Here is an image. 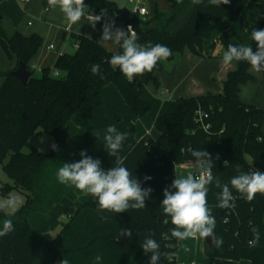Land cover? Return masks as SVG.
<instances>
[{"label": "trees", "instance_id": "1", "mask_svg": "<svg viewBox=\"0 0 264 264\" xmlns=\"http://www.w3.org/2000/svg\"><path fill=\"white\" fill-rule=\"evenodd\" d=\"M169 1L170 13L156 11L151 18L135 16L126 21L115 14L117 6L111 0H85V4L88 14L98 15L105 9L107 16L119 19L124 27L133 26L137 43L166 45L172 50L171 56L188 52L199 59L206 57V45L212 42L210 26L220 23L225 24L217 40L223 52L230 43L240 45L226 30L248 3H255L259 10L250 33L254 28L264 29V0H230L219 8L196 5L193 0ZM43 5L46 15L50 8L47 0ZM71 38L76 53L57 58L54 69L58 76L47 68L38 78L31 61L42 37L24 36L0 22V47L10 62L8 69L0 65V168L12 181V185L1 187V192L8 195L17 190L26 197L14 214L0 210V229L6 219L12 220L14 229L0 237V264H60L63 258L70 264H148L151 253L145 255L140 243L149 230L162 251L174 254L171 261L162 256L159 264H177L179 240L171 236L174 226L160 205L163 190L175 179L176 166L194 162L190 149L211 154L213 175L222 185L228 184L235 197L234 207H217L221 188L215 183L208 185V207L216 221L214 234L222 241L219 246L213 243L212 249L206 246L208 264H264V195L257 193L248 202L230 185L231 178L241 173L264 172V110L239 98L240 87L253 81L250 64L233 61L236 67L227 74L221 93L206 90L200 96L163 101L147 85L153 82L159 88L156 72L167 59L130 83L118 68L108 64L114 53L74 31ZM251 45L255 50L253 40ZM214 47L212 43L210 49ZM21 63L31 73L27 86L10 76ZM93 64L100 65L103 79L92 74ZM261 73L264 76V71ZM199 111L208 115V131L197 121ZM144 116L152 119L158 137L146 135L137 141L136 123ZM111 124L128 134L120 152L125 166L142 188L153 189L145 209L119 214L101 211L91 195L79 197L78 189L57 180L62 162L79 161L82 150L98 158L105 170L113 166L115 158L107 155L102 139L92 135ZM42 134L55 140L57 150L46 154L30 144ZM26 146L30 147L28 153L23 152ZM145 176L151 179L145 181ZM64 198L79 202L81 209L76 214L73 208L67 210L69 222L59 236L51 241L34 232L32 216L48 214ZM254 226L259 228L260 239L252 246L249 242ZM121 228L133 231L131 239L121 236ZM97 255L102 257L99 262Z\"/></svg>", "mask_w": 264, "mask_h": 264}, {"label": "clouds", "instance_id": "2", "mask_svg": "<svg viewBox=\"0 0 264 264\" xmlns=\"http://www.w3.org/2000/svg\"><path fill=\"white\" fill-rule=\"evenodd\" d=\"M47 2L49 7L59 8L69 26L77 24L82 18L88 19L93 28L97 23L104 21L98 44L106 46L112 43L118 46L120 50L114 53L107 62L113 69L118 68L130 83L135 77L151 72L158 61L168 59L172 55V50L166 45L137 43V36L132 26L129 25L127 30L115 27L114 23L107 19L105 9H101L98 15L86 14L85 0H47ZM193 3L219 8L221 5H228L230 0H206V3L205 0H193ZM251 39L255 42V50L252 46L230 43L227 50L223 52L222 63L230 65L233 61H246L253 71H264V29L254 28L251 32ZM90 70L93 75H100L101 79L104 78L99 64L91 65ZM92 135L97 140L102 139L107 155L115 158L113 166L105 170L98 158L94 159L87 154L86 150H82L79 153L81 157L79 161L62 162V166L57 171L58 182L74 186L85 195H91L101 211L119 214L129 209H145V201L149 199L153 189L142 188L138 178L125 166L124 158L120 155L128 134L118 130L116 124H111L102 131L92 132ZM51 147L54 151L57 150V145L53 144ZM190 153L198 165L196 171L187 176H175L171 185L163 190L164 198L160 209L165 216L170 217L171 224L174 226L170 230L173 238L177 240L210 238L219 246L222 241L215 237L216 221L208 207V185L215 183L216 187L221 188L218 193L217 207H234L235 197L229 185H222L220 180L213 175L214 164L211 154L198 149H190ZM226 163L228 161L224 162ZM150 179V176L144 177L145 181ZM230 185L241 197L251 202L257 193L264 195V172L255 170L251 173H241L231 178ZM3 209H9L10 215L14 214L18 210L17 198L9 197L0 201V210ZM13 230L12 220H4L3 227L0 229V237ZM251 231L253 239L249 243L255 246L259 242L260 231L255 226ZM132 235L131 229L121 228V236L131 239ZM153 237L154 233L149 230V234L144 236L140 243L145 255L151 253L148 264H159L162 256L171 261L174 254L162 251L159 242ZM101 259L99 255L95 257L97 262ZM60 264H70V262L63 258Z\"/></svg>", "mask_w": 264, "mask_h": 264}, {"label": "rangeland", "instance_id": "3", "mask_svg": "<svg viewBox=\"0 0 264 264\" xmlns=\"http://www.w3.org/2000/svg\"><path fill=\"white\" fill-rule=\"evenodd\" d=\"M1 1H0V19L2 18V20H0V22H2L3 25L9 24L11 26L12 23H16V22H19L20 24L22 23L26 24L29 21H31L34 24H38V22L42 23V20H40L39 18L38 21V18L34 15L33 12L36 13V11L41 12V16H42L41 18L45 17L43 2L39 3V9H34V6L32 5L31 6L33 8L31 10L32 13H29V11L26 10L28 8V4H29L28 2L21 3L20 0H1ZM113 1H115V3L119 5L120 8H127L129 11L133 10L134 6L133 4H130L129 0H113ZM142 1L145 2L150 9V15L148 16V18L153 17L156 11L166 13V11L163 10V7L165 5L169 9V12L167 13L172 12V4L170 3L169 0H164V4L162 5L157 4V6L149 4L150 0H142ZM177 1L182 2L183 0H177ZM254 6H255L254 3L249 4V7L246 11V16L249 15V13L251 12ZM49 9L51 10L52 8L50 7ZM246 16L244 15V19L246 18ZM117 21L119 22V25H122V22L119 19H117ZM103 22H99L97 24H102ZM76 25L77 26H73L74 32H77L80 27L91 28V25L89 24V21L86 18H82L81 21L78 22ZM218 29L219 27L215 25L212 26L211 30L213 33V37L218 35ZM42 40L43 42L38 52H44V51L46 52L45 50L46 47H48L49 45H53L55 49L49 52L54 55H59V54L74 55L76 53V46L74 44L73 39L71 38V33L67 32L65 30V24H61L59 21L49 24L46 27L45 36H42ZM185 57L188 56H186V54L184 56L175 54L172 60H165L163 62L162 69L156 72L159 81V88H157L153 82H149L147 85L148 90L153 95L168 101L177 99L181 95H184L185 86L182 87V84L178 86V84L185 77L186 80L190 79L191 74L189 71L191 69L190 64H192L189 60H186ZM194 62L196 63L197 61L195 60ZM205 64L208 63L198 64L200 65L199 68L198 69L196 68L195 72H193L195 76L205 71L206 68ZM54 72L55 69L53 64L49 68V73L53 74ZM43 74L44 73L42 71H36L34 75L35 77L40 78L43 76ZM208 79L211 81L212 78H208ZM165 91H168V93L165 94ZM136 129H137L136 138L139 140L149 133L153 137L158 136V132L154 128V123L149 116H144L140 118L136 123ZM54 142L55 140L46 134L39 135L30 140L31 145H33L39 151L46 154L51 153L52 151L51 146L54 144ZM29 151H30L29 146H26L23 150V152L25 153H28ZM177 176H187V174L178 173ZM7 184L12 185V181L9 179V177L4 172V170L0 168V201H3L9 197H16L18 200V210H19L25 204L26 197L24 194H22L17 190H13L8 195H4L1 192V187ZM3 211L5 213H9L10 210L3 209ZM67 220H68L67 215L64 213L62 215V218L59 217L54 221L53 219L50 221L47 220V218L43 215L35 214L32 216L30 220V225L34 232L41 234L45 237L49 235L50 236L49 240L52 241L56 239L58 233L60 232L61 228L63 227V225L66 223ZM204 244H205L204 238H198L197 240H192V239L179 240L177 246V264H181L182 261L185 262L194 261L196 264H206L207 261L205 255L206 250L204 252L203 249ZM193 248L196 252V255L194 257L189 258L188 253ZM197 248L200 249L197 251Z\"/></svg>", "mask_w": 264, "mask_h": 264}, {"label": "crops", "instance_id": "4", "mask_svg": "<svg viewBox=\"0 0 264 264\" xmlns=\"http://www.w3.org/2000/svg\"><path fill=\"white\" fill-rule=\"evenodd\" d=\"M1 1V0H0ZM113 1V0H111ZM143 4V6H145L147 8V10L149 11V15H150V9L148 7V5L143 2L142 0H140ZM2 2V1H1ZM21 3H25L28 2V8L26 9L27 11H29V13H32L31 10L33 9L31 6H34V9H39V3L44 2V0H20ZM115 3V1H113ZM130 2V0H129ZM116 4V3H115ZM132 4V3H130ZM149 4H152L154 6H157V4H164V0H150ZM249 4L246 6L245 10L243 11V13L240 15L239 19L234 22L231 23L229 28L226 30L227 33L229 34V37L233 40L238 42L240 45L243 46H252L251 42V29L253 28V21L257 19L258 15H259V10L257 8V5L255 4V6L252 8L251 12L249 13V15L246 16V11L249 7ZM116 6L118 8L119 5L116 4ZM134 6V4H133ZM157 10V9H156ZM163 10L167 12H169L168 7L165 5L163 7ZM34 11V10H33ZM34 15L40 20H42V23L38 22V24H34L31 21L25 23L20 24L19 22L16 23H12V25L10 26L9 24L4 25L6 29H15L17 31H19L21 34H23L24 36H31L33 34L39 35V36H45V30L46 27L49 24H52L54 22L59 21L61 24H65V30L69 33H71V31H73V26H77L76 24H73L71 26H69L66 21L65 18L63 16V14L61 13V11L59 10V8H52L51 10L49 9L48 12L45 15V18H41V12L36 11L33 12ZM87 13V11H86ZM88 14V13H87ZM244 15L246 16V18L244 19ZM107 19L114 23L115 27L121 28L125 30L124 25H119V22L117 21L116 18L113 17H107ZM2 20V18L0 19ZM15 22V21H14ZM80 22V21H79ZM104 23V22H103ZM102 24H96L95 28H93L91 26V28H82L80 27L78 29V31L76 32L77 34L86 36L90 39H92L93 41L97 42L100 40L101 34H102ZM212 26H210V31H211V35H212V42L207 43L205 50L207 51L206 57L199 59L196 57H193L190 53H186L185 57L186 60H189L192 64H190L191 69H190V79L186 80L185 78L182 79L178 86L180 84H182V87L185 86L184 89V95H181L179 98L181 97H185V96H200L202 95L206 90L209 91H213L216 93H221L222 89H223V82L226 79L227 74L230 71H233L236 67L235 63L232 62L230 65H224L222 63V55H223V50L220 48V44L218 43V37L225 31V24L224 23H220V24H216L215 26L219 27L218 29V35H216L215 37H213V33H212ZM214 43L215 47L213 49H210V45ZM75 44V43H74ZM53 45H49L48 47H46V52H37V54L35 55V57L32 59L31 61V67L35 68L34 72L36 71H43L47 68H50L53 64H55L57 58L60 56L59 55H54L52 53H50L49 51L54 50V46L51 49L50 47ZM106 50H108L109 52L115 53L118 49V46L112 43H108L106 46H103ZM63 55V54H61ZM196 60L197 62L195 63L194 61ZM204 63H208L205 64V71L200 73L199 75L195 76L193 72H195L196 68L198 69L200 65L198 64H204ZM0 65L4 68V69H8L10 67V62L7 59L5 53L3 52L2 48L0 47ZM249 73L253 76V81L249 82L246 85H242L240 87L239 90V98L241 101L256 106L260 109L264 110V76L261 72H255L253 71L252 68L249 69ZM208 78H212L211 81ZM186 80V81H185ZM209 80V81H208ZM2 82V80H0ZM1 84V83H0ZM212 88V89H209ZM168 91H165V94H167ZM177 98V99H179ZM163 101H166L165 99L160 98ZM177 99H173V100H177ZM263 132H264V124H263V128H262ZM147 135H151L150 133ZM152 136V135H151ZM153 137V136H152ZM158 137V136H157ZM154 137V138H157ZM136 138V136H135ZM136 140L138 141L139 139L136 138ZM141 140V139H140ZM77 195L80 196H86L84 193L80 192L79 190H77ZM73 208L74 209V214H76L80 209H81V204L79 202H71L69 199L64 198L57 206H55L48 214L43 215L47 218V220H52L53 221L55 219H58L59 217L62 218L63 213L67 215V221L65 224H67L69 222V215L67 214V210ZM37 215H42V214H37ZM64 224V225H65ZM63 225V227H64ZM63 227L61 228V230L63 229ZM60 230V232H61ZM60 232L58 233L57 237L59 236ZM198 239V238H197ZM197 239H192V240H197ZM205 242V241H204ZM198 247V244H197ZM200 248H197V251ZM204 252L206 250V244H204ZM189 258L194 257L196 255V252L194 250V248L192 250H190V252L188 253ZM206 255V253H205ZM206 264L208 263V259L206 257ZM181 264H196L194 261H190V262H185L182 261ZM234 264H250V262L248 261H238V262H234Z\"/></svg>", "mask_w": 264, "mask_h": 264}, {"label": "built area", "instance_id": "5", "mask_svg": "<svg viewBox=\"0 0 264 264\" xmlns=\"http://www.w3.org/2000/svg\"><path fill=\"white\" fill-rule=\"evenodd\" d=\"M130 3L134 4L133 10L130 11L129 14V18H133L135 16H140L141 18H146L149 16V11L147 10V8L145 6H143L142 2L140 0H130ZM49 9L46 10V13L48 12ZM131 24H128L125 28L127 30L128 26ZM132 26V25H131ZM133 28V26H132ZM136 36L137 33L135 31V29L133 28ZM51 49L53 48V46L50 47ZM220 48L223 50L222 46L220 45ZM35 68L32 67V70H34ZM55 76H58V73L55 72L54 73ZM197 121L202 125L203 129L205 131H208L210 126L209 124L205 123V120L208 119V115L203 114L201 111L198 112L197 115ZM198 165L195 162L192 163H183L180 165H177L175 170H176V176L178 175V173H182V174H192L193 172L196 171Z\"/></svg>", "mask_w": 264, "mask_h": 264}, {"label": "water", "instance_id": "6", "mask_svg": "<svg viewBox=\"0 0 264 264\" xmlns=\"http://www.w3.org/2000/svg\"><path fill=\"white\" fill-rule=\"evenodd\" d=\"M115 14L121 20L126 21L129 19L130 11L127 8H117L115 10ZM172 59H173V56L169 57L167 60H172ZM10 76L18 79L22 85L27 86L28 82L31 78V73L26 69L24 64L21 63L16 71L10 73ZM46 238L50 239V236L47 235ZM204 241H205L206 246L209 249H212L214 242H212V240L210 238H206V239H204Z\"/></svg>", "mask_w": 264, "mask_h": 264}]
</instances>
